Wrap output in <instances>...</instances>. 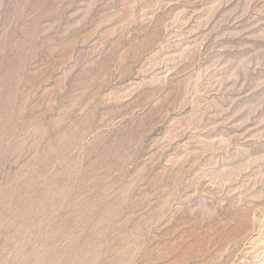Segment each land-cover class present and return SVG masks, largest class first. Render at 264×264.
<instances>
[{
  "label": "rangeland",
  "instance_id": "rangeland-1",
  "mask_svg": "<svg viewBox=\"0 0 264 264\" xmlns=\"http://www.w3.org/2000/svg\"><path fill=\"white\" fill-rule=\"evenodd\" d=\"M0 264H264V0H0Z\"/></svg>",
  "mask_w": 264,
  "mask_h": 264
}]
</instances>
